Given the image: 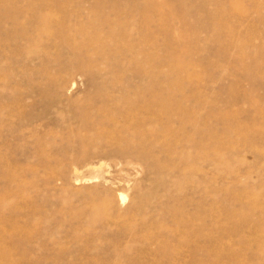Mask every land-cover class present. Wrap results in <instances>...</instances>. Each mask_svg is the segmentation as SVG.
Returning a JSON list of instances; mask_svg holds the SVG:
<instances>
[{"label":"rangeland","instance_id":"obj_1","mask_svg":"<svg viewBox=\"0 0 264 264\" xmlns=\"http://www.w3.org/2000/svg\"><path fill=\"white\" fill-rule=\"evenodd\" d=\"M0 264H264V0H0Z\"/></svg>","mask_w":264,"mask_h":264},{"label":"bare ground","instance_id":"obj_2","mask_svg":"<svg viewBox=\"0 0 264 264\" xmlns=\"http://www.w3.org/2000/svg\"><path fill=\"white\" fill-rule=\"evenodd\" d=\"M145 2H147V1H145ZM146 4V3H145ZM148 6V5H147ZM149 7V6H148ZM145 14H143V16H144ZM142 16V17H143ZM15 17V16H14ZM47 17V16H46ZM46 17H45V19H46ZM145 17V19H147L148 20V14H147V17L148 18H146V15L144 16ZM41 18V17H40ZM43 18V17H42ZM50 18V17H49ZM39 19V18H38ZM144 19V21H146ZM13 20V19H12ZM40 20V19H39ZM46 21V20H45ZM41 22H42V20H41ZM47 22V21H46ZM100 22V21H99ZM90 24H91V26H95V29H97L98 28V26H100L98 23H96V21H91L90 22ZM83 30V29H82ZM84 31V30H83ZM85 32V31H84ZM65 33V32H64ZM89 38V37H88ZM98 38V37H97ZM121 38V37H120ZM178 38V37H177ZM182 39H184V35H182ZM113 49V48H112ZM113 52H115V50L113 51ZM116 53V52H115ZM134 53H136V52H134ZM133 55V54H132ZM131 56V55H130ZM138 58H139V54H135V55H133L132 57H131V60L132 61H134V63H136V64H133V65H137V62H138ZM172 61L174 62V63H176L177 65L175 66L176 68H180V67H182L183 65H181V61H180V58L178 59L177 57H175V56H173L172 57ZM179 62H181V63H179ZM130 64H132L131 62H130ZM174 65V64H173ZM120 66V65H119ZM117 67V66H116ZM133 67V66H132ZM138 67H140V66H138ZM137 67V68H138ZM175 67H174V69H175ZM136 68V69H137ZM125 69V68H124ZM138 70V69H137ZM122 71H124V70H122V69H120L119 70V72H122ZM177 71V70H176ZM118 73V72H117ZM123 74V73H122ZM118 76L120 75V73L119 74H117ZM120 77V76H119ZM250 77V76H249ZM172 82V81H171ZM172 84V83H171ZM127 88V87H126ZM137 88V87H136ZM139 88V87H138ZM141 91V90H140ZM152 96H154V95H152ZM156 98V97H155ZM153 100V99H152ZM152 100H150L149 102H151ZM156 100L157 101H160L164 106L165 105H169L170 104V99L169 100H167V98L165 97L164 99L162 98V96H158L157 98H156ZM177 102V101H176ZM179 102V101H178ZM152 103V102H151ZM156 103V102H155ZM153 105V104H152ZM148 106V105H147ZM162 106V105H161ZM164 106H162V108H165ZM151 107V106H150ZM149 107V108H150ZM153 107V106H152ZM180 107V106H179ZM172 111V110H171ZM169 112V111H168ZM228 114H220V116L222 117V118H226V117H228L227 116ZM104 116V115H103ZM107 117H108V115H107ZM124 117V116H123ZM106 117H104V119H105ZM112 118V117H111ZM110 118V119H111ZM110 119H109V121H110ZM101 120V119H100ZM112 120H114V119H112ZM96 123V122H95ZM97 124V123H96ZM95 125V124H94ZM93 125V126H94ZM100 125V124H99ZM98 126V125H97ZM100 127V126H99ZM95 128V127H94ZM96 129V128H95ZM101 132V131H100ZM122 200H124V197L122 196Z\"/></svg>","mask_w":264,"mask_h":264}]
</instances>
